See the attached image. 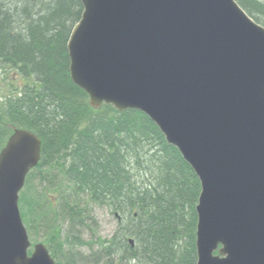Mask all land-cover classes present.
Wrapping results in <instances>:
<instances>
[{"label": "water", "instance_id": "1", "mask_svg": "<svg viewBox=\"0 0 264 264\" xmlns=\"http://www.w3.org/2000/svg\"><path fill=\"white\" fill-rule=\"evenodd\" d=\"M80 2L71 79L93 109L145 114L194 170L197 264H264V26L236 0ZM41 151L16 128L0 152V264H56L19 207Z\"/></svg>", "mask_w": 264, "mask_h": 264}, {"label": "trees", "instance_id": "2", "mask_svg": "<svg viewBox=\"0 0 264 264\" xmlns=\"http://www.w3.org/2000/svg\"><path fill=\"white\" fill-rule=\"evenodd\" d=\"M236 1L264 26L263 0ZM83 11L80 0H0V152L16 128L42 142L19 198L29 236L56 264H197L194 170L145 114L93 109L71 79ZM96 209L116 220L109 238Z\"/></svg>", "mask_w": 264, "mask_h": 264}, {"label": "rangeland", "instance_id": "3", "mask_svg": "<svg viewBox=\"0 0 264 264\" xmlns=\"http://www.w3.org/2000/svg\"><path fill=\"white\" fill-rule=\"evenodd\" d=\"M264 1V0H263ZM11 73V72H10ZM10 75V74H9ZM0 84H3L1 82V77H0ZM1 94V93H0ZM95 216L97 217V234L101 238H109L115 231L116 229V220L115 218L109 213V211L105 209H96ZM31 242L33 245H35L38 242H43V237L40 236L38 242L35 241L34 237H31ZM88 240V238L86 239ZM33 248L30 249L32 251ZM90 247L88 245H83L79 248V251H81L83 254H88L90 252Z\"/></svg>", "mask_w": 264, "mask_h": 264}, {"label": "bare ground", "instance_id": "4", "mask_svg": "<svg viewBox=\"0 0 264 264\" xmlns=\"http://www.w3.org/2000/svg\"><path fill=\"white\" fill-rule=\"evenodd\" d=\"M243 8V7H242Z\"/></svg>", "mask_w": 264, "mask_h": 264}]
</instances>
